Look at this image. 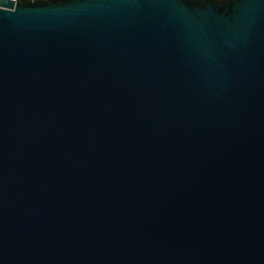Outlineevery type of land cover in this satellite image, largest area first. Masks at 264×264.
<instances>
[{
    "label": "water",
    "instance_id": "95a60500",
    "mask_svg": "<svg viewBox=\"0 0 264 264\" xmlns=\"http://www.w3.org/2000/svg\"><path fill=\"white\" fill-rule=\"evenodd\" d=\"M0 264H264V0H0Z\"/></svg>",
    "mask_w": 264,
    "mask_h": 264
}]
</instances>
